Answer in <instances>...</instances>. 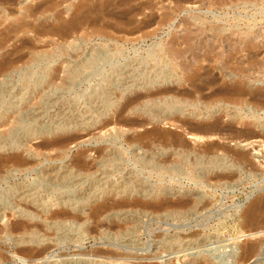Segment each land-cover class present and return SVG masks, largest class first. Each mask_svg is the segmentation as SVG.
<instances>
[{
	"label": "rangeland",
	"instance_id": "rangeland-1",
	"mask_svg": "<svg viewBox=\"0 0 264 264\" xmlns=\"http://www.w3.org/2000/svg\"><path fill=\"white\" fill-rule=\"evenodd\" d=\"M1 1L0 17L27 7L36 13L34 18L29 12L22 19L16 20L10 15L8 21L0 22V39L11 38L3 55L9 57L16 51L15 56H24L29 47L35 46L40 51L53 53L54 60H67L52 64V68L59 70L55 87L46 86L30 105L23 107L25 114H30V109L38 112V122L32 123L37 129L52 126L63 109L71 118H77L79 112L92 117L97 110L106 111L105 102L112 94L120 99L116 105L119 110L129 105L128 109L135 113L132 119L142 120L143 114H164L169 110L165 91L169 90L167 97L171 98L182 90L193 92L194 87H204L210 81V87L188 97L192 101L177 109L211 111L212 115L204 124L221 122L228 131L224 135L228 136L217 138L216 142L231 148H235L233 141L239 138L240 132L253 131L254 124L264 128V67L256 64L264 58V0ZM47 29L73 31L66 39L58 35L53 38L36 35L38 30ZM38 64H29L23 76L38 70ZM69 66L77 72L66 79L63 71L69 70ZM127 86L131 89L125 93ZM95 91L99 93L98 99H90L88 95ZM80 94L85 96L80 99ZM14 96L7 95L5 103ZM47 100L52 102L49 108L44 104ZM238 116L241 118L236 120ZM147 124L138 131H150L153 125L149 121ZM159 127L186 133V140L195 141L174 123L163 122ZM91 134L104 136L97 130H92ZM148 139L143 137L144 144L141 142L140 146L153 152L159 144H152ZM42 142H30L31 153L23 152L24 156L36 157L34 168L17 172L11 164L13 174L0 182V264H264L263 140L249 139L241 144L256 167L244 168L227 185L210 183L195 170L189 174L188 168L170 175L152 166H145L143 170L144 165L138 163L135 156L140 151H134L136 147L125 143L110 146L115 149L116 160H97L100 158L98 149L106 148L107 144L91 139V135L83 138L85 144L71 145L66 156H59L57 151L35 156V148ZM82 156L89 157L92 169L83 180L73 181L74 186L70 184L66 188L46 186L50 180L42 173L44 170L59 171ZM26 185L41 187L42 200L53 202L49 216L63 209L58 204L63 196L73 199L81 196L85 201L93 196L86 201L89 213L116 200L142 198L135 192L144 189L166 190V198L174 201H195L199 195L205 199L197 209L177 218H154L128 212V217L116 218L110 214L95 217L86 225L83 221L76 222L78 224L47 222L46 215L38 210L40 228L37 230L45 240H50L52 248L41 259L32 261L19 253L23 232L15 229L21 219L19 191ZM116 187L133 191L131 197H117L111 191ZM208 203L210 205L204 208ZM251 210L261 211L256 224L245 218ZM102 223L107 226L102 228ZM105 227L109 232L104 233ZM66 233L76 236L75 239L65 240ZM192 233L196 235L191 236ZM79 237L82 243L75 242ZM255 243H260L257 252L239 261L244 251ZM100 249L115 254L112 258L96 255L95 251ZM80 252L83 255L80 256Z\"/></svg>",
	"mask_w": 264,
	"mask_h": 264
},
{
	"label": "bare ground",
	"instance_id": "bare-ground-1",
	"mask_svg": "<svg viewBox=\"0 0 264 264\" xmlns=\"http://www.w3.org/2000/svg\"><path fill=\"white\" fill-rule=\"evenodd\" d=\"M2 5L3 4L1 1L0 10H2ZM29 12H31L29 14L31 15L30 17L34 18L36 16L35 11L32 8L27 7L22 8L19 11L15 10L11 14H1L0 22L2 23L8 21V17L10 15H12L16 20L22 19ZM72 31L73 30L71 29H67L62 32H58L47 29L43 31L38 30L36 35L40 38L46 36L53 38V36L58 35L62 39H66L72 34ZM10 40V36L2 37L0 39V182L1 180H6L9 178L11 176L10 174H13L11 173L12 170L10 169L11 164L17 172L31 169L30 167L34 168V161L36 157L23 155V152L25 151L29 154L31 153V150L29 151L31 147L30 142L34 140L43 141L35 148V156L37 157L45 156L44 153L48 151H57L59 156H66L70 151L69 147L71 145L80 146L85 144V142H82L83 138L87 136L90 137V135L91 139L100 140L101 142H105L107 144L106 148L103 147L98 149L97 153L100 158H97V160L100 159V161L104 160L109 162L114 159L116 160L117 157H114L116 156L115 149L113 147L110 148V146H115L113 143L117 142L118 144L125 143L128 146L136 147L134 151L143 152L141 154L138 152L139 154L135 155L137 157L136 161L144 165L143 170L145 166H152L154 170L157 169L158 171H161L167 175H170V173L174 172L180 174L182 171L188 168L187 171H190L189 174L191 171L195 170L197 171L196 173H202V175H204L209 182L213 181L216 184L227 185L233 182V179L235 180L234 177H236V173L242 172L244 168L250 167L253 169L256 167L249 155L243 149H241V144L244 141H248L249 139H261L264 142V128L261 129L262 126L260 124H254L253 131L246 133L240 132L241 135L238 136L239 138H237L236 141H233L236 144L235 148H231L227 145L216 142L217 138H222V136H225L227 134L226 132H228L221 122L212 121L210 123L204 124L203 121L212 115L211 111L204 113L202 111H198V108L177 109L179 106L189 104L192 99L188 97L192 98L194 95L200 94L203 89H206L212 85V81L208 82V84L204 87H194L193 92L182 90L181 92H178V94L175 93L173 96H171V98L167 97L169 90L165 91V102L169 110L167 109L168 111L164 112V114L156 116L143 114V116H141L142 120L131 118V116L135 113L130 108L128 109L129 105H126L124 108H122V110L116 108V105H118L120 99L118 96L112 94L108 99V102H105V104H108L106 105L107 110H97L95 111V116L88 117L85 114L79 112L77 114V118H71L63 109L58 118H54L52 121V126L45 125L40 129L33 127L32 123L38 122V120H36L38 112L36 110L30 109V114L29 112L25 114L23 107L30 105L32 100H34L40 92L45 91L46 86H48V89L55 87L56 73L59 70L52 68V64H59L60 62L65 63L67 60H54L55 57L53 53L40 51L35 46L29 47L26 55L24 56H15L17 53L14 51L9 55V57H6L3 55V52H5L7 43L10 42ZM174 51L175 50L172 52L177 54V52ZM35 62H39L38 70L27 73V77H24L25 68L29 64ZM256 64L260 65V67H264V58L261 60V62H256ZM70 68L71 66L68 67L69 70L63 71V73L66 75V79H68L69 75L73 72H77L76 68ZM32 82H34L33 85L30 84ZM31 88L33 89L30 90ZM130 89L131 86H127L125 93ZM14 93L17 94L14 96ZM7 95H13L14 97L6 104L5 99ZM31 95L33 96L30 98L29 96ZM98 95L99 93L95 91L90 93L88 97L94 100L98 99ZM84 96L85 95L80 94L79 98L82 99ZM42 100L44 99L42 98ZM44 104L45 106L47 105V108L52 106V102L50 100H47L44 102ZM136 107L134 109H136ZM173 110H177L179 112L175 114L172 112ZM225 115L230 116L228 113ZM27 117L29 119L25 120L24 118ZM239 118H241V116H238L236 120ZM231 119L235 118L231 117ZM148 121L153 125V127L150 129V131L144 130L142 133H140L138 129L142 130L144 125H149L147 124ZM163 122L174 123L177 129L187 132V134H189L195 141L192 143L186 140L184 137V134L186 133L183 134L179 131L161 129L159 125ZM92 130H97L100 134H104V136H92ZM224 133L226 134L224 135ZM143 137L150 138L148 140L153 141L152 144H155V142L159 144L154 147L155 150L153 152H149L150 149L148 150V148V151H146V149L144 150V148L140 146L141 142L143 143ZM242 138H245V140ZM145 145L143 146L145 147ZM32 151L34 152V150ZM219 153H222V156H219ZM90 167L91 160L89 157L82 156L72 163L65 164L59 171H53L50 173L47 172V170H44L42 173H44V175L46 174V177H49L50 181L46 182L47 187L58 186L61 188H66L69 187L70 184L71 186H74L72 185L73 181L83 180V176L87 174V171L89 172V169L92 170ZM27 185L21 187L19 191L21 219L16 223L17 225L15 229L16 231L18 230V232L20 230L23 232V237L21 238L20 243L22 244V248L19 249V253L32 261L41 259V256H43L50 248H52V244L49 242L50 240H45L46 238L40 236V232L37 230V228H40L38 227V219L40 216L37 212L38 210H40L42 215H46L44 219H46V221L48 220L47 222L50 220L61 224H66L67 222H75V224H78L76 222L83 221L86 225L87 222H89L91 219H94L95 217H100L102 215L105 216V214H108V216L110 214L116 218L128 217V212H133L139 215L141 214L146 217L152 216L154 218L155 216H166V218L168 216H173L177 218L179 215L182 216L183 213L188 211L191 212V210H194L193 208L197 209L198 204L202 203L205 199L203 196L199 195L198 197H195V201H174L166 198L168 194L166 190L158 189V191H153L144 189L142 191L135 192L141 194L143 199L136 197L129 201L116 200L111 205L106 204L97 212L89 213L86 210L88 206L86 205V201L92 200L93 196H89L86 201L80 198L81 196L75 199L70 196H63L62 199L58 200V204L61 205L63 209L51 213L49 216V213L51 212V206H53L50 204L53 202L42 200V193L40 190L41 187ZM126 190L127 188L120 190L119 187H116V189L111 191L115 192L117 197L122 198L121 195H128L131 197L133 191L128 192ZM209 205L210 204L208 203L203 207L205 208ZM260 213L261 211L259 212L258 210H251L245 214V218L250 223L256 224L259 220ZM104 226L107 225L102 223L101 227L103 228ZM106 228L107 227H105V230H103L104 233ZM95 231L97 232L98 230ZM111 231L114 232L113 230ZM107 232L109 231L107 230L106 233ZM193 235H196V233L191 234V236ZM75 237L76 236H73L69 233V235L65 236L64 238L65 240H73ZM177 238H179V235ZM82 240L83 239L79 237L76 241H74L76 243H82ZM259 247L260 243H255L249 246L244 251L239 261H245L248 257L257 252ZM95 254L112 258L115 253L113 251L100 249L95 251ZM79 255H83V252H80Z\"/></svg>",
	"mask_w": 264,
	"mask_h": 264
}]
</instances>
